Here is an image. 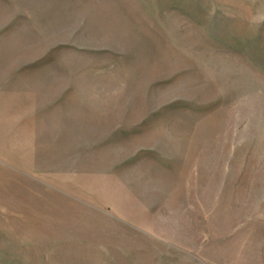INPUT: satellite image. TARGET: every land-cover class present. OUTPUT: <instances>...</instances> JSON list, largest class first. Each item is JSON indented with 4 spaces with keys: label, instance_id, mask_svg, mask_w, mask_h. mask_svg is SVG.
<instances>
[{
    "label": "rangeland",
    "instance_id": "rangeland-1",
    "mask_svg": "<svg viewBox=\"0 0 264 264\" xmlns=\"http://www.w3.org/2000/svg\"><path fill=\"white\" fill-rule=\"evenodd\" d=\"M0 264H264V0H0Z\"/></svg>",
    "mask_w": 264,
    "mask_h": 264
}]
</instances>
